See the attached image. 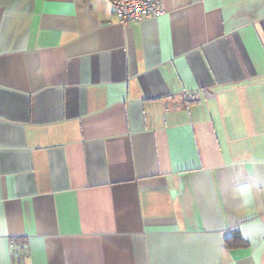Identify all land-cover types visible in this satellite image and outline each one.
<instances>
[{
  "label": "crops",
  "instance_id": "0c3cea01",
  "mask_svg": "<svg viewBox=\"0 0 264 264\" xmlns=\"http://www.w3.org/2000/svg\"><path fill=\"white\" fill-rule=\"evenodd\" d=\"M0 264H264V0H0Z\"/></svg>",
  "mask_w": 264,
  "mask_h": 264
},
{
  "label": "built area",
  "instance_id": "2783aa9c",
  "mask_svg": "<svg viewBox=\"0 0 264 264\" xmlns=\"http://www.w3.org/2000/svg\"><path fill=\"white\" fill-rule=\"evenodd\" d=\"M115 17L123 24L156 17L164 12V0H110ZM16 258L23 252V245L12 241Z\"/></svg>",
  "mask_w": 264,
  "mask_h": 264
},
{
  "label": "trees",
  "instance_id": "16d2710c",
  "mask_svg": "<svg viewBox=\"0 0 264 264\" xmlns=\"http://www.w3.org/2000/svg\"><path fill=\"white\" fill-rule=\"evenodd\" d=\"M235 236L237 237L238 236V239L239 241L236 242L235 240H232V238H227L226 239V242L229 246H236V245H239V244H244V241L243 239L240 237L239 233H236Z\"/></svg>",
  "mask_w": 264,
  "mask_h": 264
}]
</instances>
